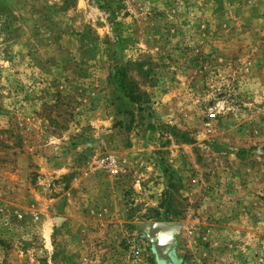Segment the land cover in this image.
I'll return each instance as SVG.
<instances>
[{
  "label": "rangeland",
  "instance_id": "obj_1",
  "mask_svg": "<svg viewBox=\"0 0 264 264\" xmlns=\"http://www.w3.org/2000/svg\"><path fill=\"white\" fill-rule=\"evenodd\" d=\"M0 264H264V0H0Z\"/></svg>",
  "mask_w": 264,
  "mask_h": 264
},
{
  "label": "water",
  "instance_id": "obj_2",
  "mask_svg": "<svg viewBox=\"0 0 264 264\" xmlns=\"http://www.w3.org/2000/svg\"><path fill=\"white\" fill-rule=\"evenodd\" d=\"M177 232L178 225L168 222L146 224L144 228V235L154 242L155 251L165 257L166 261L174 248V234Z\"/></svg>",
  "mask_w": 264,
  "mask_h": 264
},
{
  "label": "trees",
  "instance_id": "obj_3",
  "mask_svg": "<svg viewBox=\"0 0 264 264\" xmlns=\"http://www.w3.org/2000/svg\"><path fill=\"white\" fill-rule=\"evenodd\" d=\"M130 100L132 102H136V99L133 98V96H130ZM166 205L168 206V213H171L172 212V206H171V203L170 202H166Z\"/></svg>",
  "mask_w": 264,
  "mask_h": 264
},
{
  "label": "bare ground",
  "instance_id": "obj_4",
  "mask_svg": "<svg viewBox=\"0 0 264 264\" xmlns=\"http://www.w3.org/2000/svg\"><path fill=\"white\" fill-rule=\"evenodd\" d=\"M156 254H157V256H158V258L160 259V260H163V256H161V255H159L157 252H156Z\"/></svg>",
  "mask_w": 264,
  "mask_h": 264
}]
</instances>
